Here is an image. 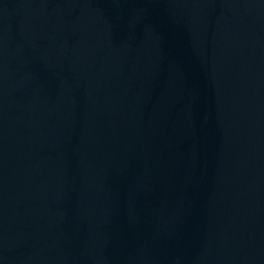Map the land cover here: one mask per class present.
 I'll use <instances>...</instances> for the list:
<instances>
[{"label": "water", "instance_id": "obj_1", "mask_svg": "<svg viewBox=\"0 0 264 264\" xmlns=\"http://www.w3.org/2000/svg\"><path fill=\"white\" fill-rule=\"evenodd\" d=\"M0 264H264V0H0Z\"/></svg>", "mask_w": 264, "mask_h": 264}]
</instances>
